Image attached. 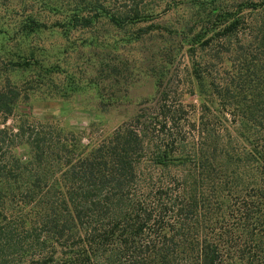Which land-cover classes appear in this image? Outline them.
<instances>
[{"label":"trees","instance_id":"obj_1","mask_svg":"<svg viewBox=\"0 0 264 264\" xmlns=\"http://www.w3.org/2000/svg\"><path fill=\"white\" fill-rule=\"evenodd\" d=\"M159 1L0 0V264H264V0H192L180 50L198 103L169 95L168 46L167 93L156 73L153 106L100 140L19 113L9 73L54 72L28 40L150 21Z\"/></svg>","mask_w":264,"mask_h":264},{"label":"rangeland","instance_id":"obj_2","mask_svg":"<svg viewBox=\"0 0 264 264\" xmlns=\"http://www.w3.org/2000/svg\"><path fill=\"white\" fill-rule=\"evenodd\" d=\"M158 3L165 9L159 10L150 21L118 27L103 18L89 27L68 32L48 28L28 40L35 45L37 58L44 68L50 67L54 72L32 67L9 73L13 82L28 91L29 99L20 103L19 113L81 132L84 143L100 140L131 113L153 106L156 73L163 75L167 93L170 65L164 53L168 46H175L179 54L178 62L170 69L176 73L171 87L168 86L169 95L181 99L183 104L198 103L195 95L189 94L192 85L189 64L180 50L186 43L184 36L190 35L196 6L192 0ZM1 7L4 6L0 5V25L10 23L9 12ZM55 17L50 14L48 19ZM2 27L0 44L6 43L8 47L13 40L9 38L7 26ZM225 56L229 57V53ZM223 65L229 72L234 69L228 60ZM213 70L217 79L226 76L220 64Z\"/></svg>","mask_w":264,"mask_h":264}]
</instances>
